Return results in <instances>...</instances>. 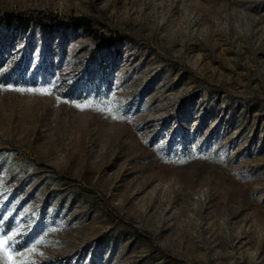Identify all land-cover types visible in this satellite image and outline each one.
Listing matches in <instances>:
<instances>
[{
  "label": "rangeland",
  "instance_id": "1",
  "mask_svg": "<svg viewBox=\"0 0 264 264\" xmlns=\"http://www.w3.org/2000/svg\"><path fill=\"white\" fill-rule=\"evenodd\" d=\"M0 237V264H264V0H0Z\"/></svg>",
  "mask_w": 264,
  "mask_h": 264
},
{
  "label": "trees",
  "instance_id": "2",
  "mask_svg": "<svg viewBox=\"0 0 264 264\" xmlns=\"http://www.w3.org/2000/svg\"><path fill=\"white\" fill-rule=\"evenodd\" d=\"M3 22H4V24L6 26L15 24L18 27L24 28V29H26L29 26V24H30L28 19H23L22 17H19L17 15H6L4 17V21ZM73 24H74L75 27L80 28V29L87 28L86 24L83 21H81V20H74ZM107 43L108 44H112V43H114V41L110 40Z\"/></svg>",
  "mask_w": 264,
  "mask_h": 264
},
{
  "label": "snow or ice",
  "instance_id": "3",
  "mask_svg": "<svg viewBox=\"0 0 264 264\" xmlns=\"http://www.w3.org/2000/svg\"><path fill=\"white\" fill-rule=\"evenodd\" d=\"M28 91L31 92V91H33V90H32V89H29ZM37 91H41L42 94H50V93L43 92V90H37ZM77 107H79V105H77ZM5 235H7V234H5ZM9 240H10L11 242L8 243L7 247H11L12 244L15 242L14 240H11V238H9ZM4 246H5L4 238H3V237H0V251L3 250Z\"/></svg>",
  "mask_w": 264,
  "mask_h": 264
}]
</instances>
